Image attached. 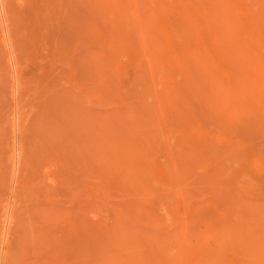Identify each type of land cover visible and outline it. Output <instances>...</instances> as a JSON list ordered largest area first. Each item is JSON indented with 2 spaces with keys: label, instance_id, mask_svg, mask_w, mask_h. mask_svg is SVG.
<instances>
[{
  "label": "rangeland",
  "instance_id": "374dc122",
  "mask_svg": "<svg viewBox=\"0 0 264 264\" xmlns=\"http://www.w3.org/2000/svg\"><path fill=\"white\" fill-rule=\"evenodd\" d=\"M0 264H264V0H0Z\"/></svg>",
  "mask_w": 264,
  "mask_h": 264
}]
</instances>
